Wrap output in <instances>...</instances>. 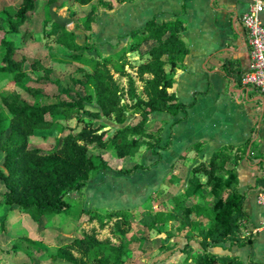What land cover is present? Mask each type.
<instances>
[{"label": "trees", "instance_id": "16d2710c", "mask_svg": "<svg viewBox=\"0 0 264 264\" xmlns=\"http://www.w3.org/2000/svg\"><path fill=\"white\" fill-rule=\"evenodd\" d=\"M127 1L134 0H66L63 7L68 9L72 3L90 5L82 23L87 32L84 44L76 41L74 30L55 23L49 13V20L45 22V26H50L48 34L56 36L57 43L72 52L52 55L80 64L81 77L73 78V81L83 87L88 96L95 98L99 116L112 117L119 124L113 133L109 134L103 125L84 126L78 130L58 123L60 119L70 118L83 121L82 112L86 110L88 96L79 94L78 98L65 99V95H70L69 88H59L51 102L44 101L45 95L39 91H34L36 100L32 103L19 92L0 93V135L5 134L0 144L4 153L5 171L1 178L6 187L5 202L34 220L61 213L70 215L73 203L83 199L85 189L95 175L112 170L107 155L125 159L136 157L142 150L159 154L160 149H168L171 138L162 145L167 121L155 119L152 114H184L180 119L183 120L200 94L195 93L193 102L184 103L175 90L174 71L187 65L190 52L186 38L188 22L182 16L187 8L186 0L182 14L149 19L143 27L131 31L126 45L113 54L103 55L97 46L88 45L94 38L93 24L98 20L100 8L113 9L119 2ZM35 8V0H23L18 7L4 8L0 16L5 18L7 26L0 25V30L7 29L10 34L18 35L27 14ZM69 17L73 19L75 12L71 11ZM148 42L154 44L148 49L145 60L136 66L137 76L143 83L139 92L136 79L128 72L127 66L131 67L129 54L140 51ZM2 44L5 52L0 64V81L11 78L22 84L27 73L24 62L15 59L16 41L3 38ZM88 50L97 53H81ZM51 70L46 69V73ZM116 74L127 78V88L116 79ZM54 82L59 84L60 80ZM126 97L133 102L131 105L123 102ZM54 128L61 130L59 142L54 147L43 150L31 145L30 138L37 130ZM250 142L225 144L213 152L208 163L202 160L195 163L184 191L173 197V205L170 200L161 201L156 212L145 209L136 214L131 209L119 208L103 215L97 209H84L89 220H97L103 228L107 225L106 219H116L113 230L119 232L120 243L108 238L101 240L94 233L86 234L71 239L51 258H64L74 264H129L134 238L129 237V230L123 228V224L132 226L138 221L150 231L161 232L170 222L176 221L188 238L185 249L188 264H244L239 256L211 249L228 242L238 246L252 245L255 240L247 210L253 186L245 192L238 186V166L247 158ZM204 144L205 141L196 142L179 156L165 184L179 177L176 171L185 164L188 154L200 151ZM154 164L146 166L138 162L131 167H121L116 173L132 176L136 172L149 171ZM74 194L77 197H73ZM193 243L199 247L195 248ZM71 249L77 250L81 257H76Z\"/></svg>", "mask_w": 264, "mask_h": 264}, {"label": "rangeland", "instance_id": "374dc122", "mask_svg": "<svg viewBox=\"0 0 264 264\" xmlns=\"http://www.w3.org/2000/svg\"><path fill=\"white\" fill-rule=\"evenodd\" d=\"M22 1L0 0V11L6 7H18ZM56 1L64 3L66 0H35L36 8L33 12L27 14L26 23L20 28L18 35L10 34L7 29L0 30V64L5 52L2 39L14 40L18 47L15 59L24 62L23 68L27 73V79L22 84L11 78L0 81V93L3 91L19 92L31 103L36 100L34 91L44 94V101L46 102L55 100L59 88H69L70 95L64 96L68 100L72 99L71 97L78 98L79 94L88 96L86 90L73 81V78L81 77V73L78 71L80 64L69 63L61 56L52 55V53L72 54L66 47L57 43L56 36L48 34L50 26H45V22L49 20V7ZM156 1L119 2L115 9L120 10L127 6L134 7L140 2L146 9H153ZM171 1L177 2L179 9H181L183 0H180L179 3L178 0ZM90 9V5L83 6L78 3H72L71 9L56 7L57 12L67 16L71 11L75 12L73 24L69 25L68 29L75 31L76 41L79 44H84L86 41L87 32L82 23L83 17ZM105 13H107L106 9L100 8L98 20L93 24L94 38L88 42V45L97 46L99 50L101 44L99 34L103 30L99 24L104 20ZM115 18L116 16L113 19ZM0 25L7 26L5 18L2 16H0ZM125 33V30H119L117 39L124 38ZM115 38L107 40L114 41ZM153 44L154 42H148L137 53L129 54L131 67L130 65L127 66L128 72L136 79L139 92L143 88V83L137 76L136 66L145 60L147 51ZM81 53L96 55L97 52L96 50H88ZM46 69L52 70L50 73H46ZM115 77L121 81L124 88L128 87L126 77H121L118 74ZM57 79L60 80L59 84L54 82ZM177 89L178 86L176 85L175 90ZM180 96L182 101L187 98L184 93ZM123 102L127 105L133 103L128 97ZM98 110L99 105L95 98L90 95L88 96L86 110L82 112L83 121L78 122L76 118H70L60 119L58 123L64 126L76 127L78 130L84 126L100 127V125H103L109 134L113 133L119 127L118 124L112 117H104L101 114L99 116ZM157 118L161 119L158 116L155 119ZM60 135L61 130L59 128L37 130L31 136L30 142L34 147L48 150L59 142ZM4 137L5 134L0 135V144ZM107 157L110 159L112 170L100 171L95 175L88 183L83 199L80 198L73 203L70 215L61 213L55 216H43L39 220H34L29 214H24L16 206L8 205L5 202L6 187L1 178L2 172L5 171L3 168L4 153L0 150V264H74L64 258L53 260L51 255L56 254L60 247L69 244L71 239L83 237L86 234L94 233L101 240L108 238L120 243L119 232L113 230L116 219L108 220L105 218L107 225L103 228L97 220L90 221L89 216L83 213V210L97 209L103 215H106L111 209L119 208L131 209L136 214L145 209L156 212L159 210L161 201L170 200V204L173 205V197L184 191L192 168H190L191 162L188 163L187 158L185 164L181 165L176 171L179 177L171 183L165 184L164 182L160 186V190L152 193L150 199H148L149 201H146L150 192L143 187L146 185V179L142 176L120 175L116 173V170L121 167H131L138 162L145 165L149 164L151 152L142 150L136 157L125 159H117L111 155H107ZM138 194L143 196L144 199L138 202L140 207L133 208L135 204L131 202V199L133 195L137 196ZM73 197H77V195L74 194ZM122 227L129 230V237L133 236L134 238L132 252L128 260L129 264H188V251H185L188 246V238L186 231L179 229L178 222H170L169 225L164 227L167 230L162 228L163 231L161 232L157 230L150 231L138 221H135L132 226L123 224ZM193 246L195 248L199 247L196 243H193ZM71 251L76 257H81L77 250L71 249Z\"/></svg>", "mask_w": 264, "mask_h": 264}, {"label": "crops", "instance_id": "0c3cea01", "mask_svg": "<svg viewBox=\"0 0 264 264\" xmlns=\"http://www.w3.org/2000/svg\"><path fill=\"white\" fill-rule=\"evenodd\" d=\"M183 2L181 9L177 2L171 0H157L153 9H146L141 2L120 10L115 9L119 3L113 9H106L109 13L104 14V20L99 24L103 28L99 34L100 52L108 55L117 52L126 45L131 31L143 27L155 16L167 18L182 14ZM252 2L186 0L187 8L182 16L188 22L186 38L190 52L187 65L174 71L178 86L176 92L180 100L182 93L186 95L185 102L181 100L184 103L193 102L195 93L200 94L183 120L180 119L184 114H152L154 118L158 116L160 120L167 121L162 145L170 138L172 144L166 150H159V154L150 151V161L146 166L155 164L149 171L136 172L132 177L146 179L143 187L150 191L148 201L152 193L164 184L173 163L192 144L205 141L200 151L188 154L190 168L199 160L208 162L213 152L225 144L240 145L251 141L247 158L238 166V186L242 192L253 186L247 210L254 228L264 214V209L257 203L258 192L264 190V95L243 81V75L250 66L251 49L241 16L250 9ZM119 30H125L124 38L117 39ZM113 37H116L114 41L107 40ZM143 199L139 194L133 195V208L140 207L138 202ZM254 237L252 245L238 246L228 242L211 250L239 256L244 264H264V234L257 233Z\"/></svg>", "mask_w": 264, "mask_h": 264}, {"label": "built area", "instance_id": "2783aa9c", "mask_svg": "<svg viewBox=\"0 0 264 264\" xmlns=\"http://www.w3.org/2000/svg\"><path fill=\"white\" fill-rule=\"evenodd\" d=\"M241 21L251 49V62L243 81L264 95V0H253L250 9L242 14ZM257 203L264 209V190L258 192ZM252 232L264 234V214Z\"/></svg>", "mask_w": 264, "mask_h": 264}, {"label": "water", "instance_id": "95a60500", "mask_svg": "<svg viewBox=\"0 0 264 264\" xmlns=\"http://www.w3.org/2000/svg\"><path fill=\"white\" fill-rule=\"evenodd\" d=\"M56 7L63 8V3L61 1H56L50 5L49 14L51 19L61 27L68 28L69 25L73 24V19L63 13L57 12Z\"/></svg>", "mask_w": 264, "mask_h": 264}]
</instances>
